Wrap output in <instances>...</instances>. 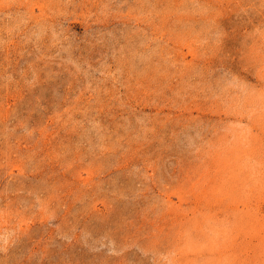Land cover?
I'll use <instances>...</instances> for the list:
<instances>
[{
	"label": "rangeland",
	"instance_id": "rangeland-1",
	"mask_svg": "<svg viewBox=\"0 0 264 264\" xmlns=\"http://www.w3.org/2000/svg\"><path fill=\"white\" fill-rule=\"evenodd\" d=\"M0 264H264V0H0Z\"/></svg>",
	"mask_w": 264,
	"mask_h": 264
}]
</instances>
